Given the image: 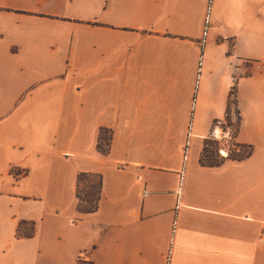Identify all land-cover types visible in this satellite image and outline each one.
I'll use <instances>...</instances> for the list:
<instances>
[{
	"label": "crops",
	"instance_id": "1",
	"mask_svg": "<svg viewBox=\"0 0 264 264\" xmlns=\"http://www.w3.org/2000/svg\"><path fill=\"white\" fill-rule=\"evenodd\" d=\"M235 59L264 65V0H0V264H264V73ZM213 134L250 154L201 164Z\"/></svg>",
	"mask_w": 264,
	"mask_h": 264
},
{
	"label": "trees",
	"instance_id": "2",
	"mask_svg": "<svg viewBox=\"0 0 264 264\" xmlns=\"http://www.w3.org/2000/svg\"><path fill=\"white\" fill-rule=\"evenodd\" d=\"M234 104L233 100H229L226 109L225 122L228 126H232L230 122V107ZM235 128V125H233ZM106 134V133H105ZM104 134V131H100L98 135L97 148L98 151L105 154L108 147V138ZM238 151L234 153L231 151L227 154L226 158H217V144L213 141L206 140L202 149L200 162L206 166H217L223 159L227 160H242L250 154L248 148L238 147ZM100 177L98 175L91 174H79L76 179V197L78 200L77 210L79 213L87 214L96 210L99 191H100Z\"/></svg>",
	"mask_w": 264,
	"mask_h": 264
},
{
	"label": "built area",
	"instance_id": "3",
	"mask_svg": "<svg viewBox=\"0 0 264 264\" xmlns=\"http://www.w3.org/2000/svg\"><path fill=\"white\" fill-rule=\"evenodd\" d=\"M256 72L264 73V65L256 61L246 60V59L243 60L235 59L233 62L232 76L234 80L238 79L239 77L252 76ZM227 136L228 135H223V134H219V135L213 134L211 139L215 142H222L223 140L227 139ZM217 152L218 155L222 158H226L228 154V150L224 147V145L222 146V144L221 147L218 148ZM258 242L264 245V227L258 237Z\"/></svg>",
	"mask_w": 264,
	"mask_h": 264
},
{
	"label": "rangeland",
	"instance_id": "4",
	"mask_svg": "<svg viewBox=\"0 0 264 264\" xmlns=\"http://www.w3.org/2000/svg\"><path fill=\"white\" fill-rule=\"evenodd\" d=\"M226 132H228V131L226 130ZM215 143L217 144V149L219 147H221V144H222V146L224 145V147L228 150V153L231 152V151H234V153H237L236 144H235V142H233L232 139H230L229 136H227L226 140H223L222 142H215ZM217 158H221V157L219 155H217Z\"/></svg>",
	"mask_w": 264,
	"mask_h": 264
}]
</instances>
